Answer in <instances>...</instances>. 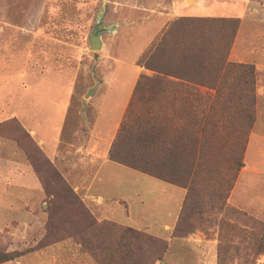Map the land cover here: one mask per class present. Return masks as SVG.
<instances>
[{
	"label": "rangeland",
	"instance_id": "374dc122",
	"mask_svg": "<svg viewBox=\"0 0 264 264\" xmlns=\"http://www.w3.org/2000/svg\"><path fill=\"white\" fill-rule=\"evenodd\" d=\"M84 1V5L79 4L83 8L79 11L77 18L73 15L72 7L64 4L61 5V3H44V14L38 20V25L45 29L48 37L54 39V45L45 42L43 49L44 56L49 58L48 62L53 64V68H55V78L58 84L54 82L52 87L50 82H45L47 79L46 76L43 81L34 82L35 79H33V83L27 84L29 85L28 88L22 91L27 92L26 94L23 95L20 90L14 89L11 97V108L13 110L19 112L21 110L26 113L32 111L33 114L35 111L38 112V119L42 123L43 128L46 129V126L49 125L52 134H56L57 128L62 124L66 102L69 99V93L72 89V84L70 83L71 69H78L79 78L81 79L85 76L93 78L96 75L99 76V67L97 64L99 54L103 52V49L98 51L89 50V35L93 32L94 21L99 7L106 3L105 1L101 2V0ZM253 1L250 9H254L255 7L258 10V12L256 11L257 17L253 22H257L264 29V0ZM0 7H3V3H0ZM59 8H64L67 14L72 13L74 18L64 17L53 19L55 16L53 9ZM176 19L168 22L167 27L163 29L162 33L154 40L152 45L161 39L170 24ZM13 21L19 22L18 19ZM109 21H113V19H104L106 25H113V23L107 24ZM136 21L141 22L142 20ZM234 21L238 22L237 34L240 20L234 19ZM217 24L216 22L202 23L193 21L192 23H188V27L183 29L184 34L189 38H183V45L181 47L186 46L192 51H199L201 55H204L201 61L197 63L178 61L180 63L176 65V61L172 60L169 56H165L164 59H160V65L188 81L194 82L195 79L196 82L202 85L209 87L213 85L217 87V84H211L212 77L217 76L215 75V71L218 69V52L213 44L216 41V47L218 48L217 41L220 39L226 40L228 39L227 36L231 35L228 27H226L228 30H219L217 28L219 25ZM63 28L67 30H63ZM179 35H181V32ZM119 44L121 47L117 52L116 50L113 51V55L120 57L128 55L131 57L132 52L126 50L127 45L125 41H121ZM236 64L250 65L249 63ZM153 76H155V72H153ZM222 80V83L220 82L218 88H216L219 94H216L213 105L215 107L219 106V108L234 110V114L229 115V117L236 122L235 140L232 141L231 138L230 141L226 139L224 142L218 139L212 140V136L208 135L217 134L215 132V128L217 127L206 128L204 133L206 138L201 143L202 146L200 145V166L197 168L195 166L190 170L184 164L182 169L181 166H183V163L192 159V154L184 150L187 147L188 130L185 128L183 130L180 129V153L177 155L172 152L173 154H171L173 158H179L180 161L177 165L180 171L172 170L171 175H168L169 178L180 183L179 187L169 185L164 180L162 181L146 174L115 165L116 167H104L102 169L101 172L105 173L106 177L101 180L99 179L95 187L98 190L105 189L103 195L106 194V198L108 197L107 199L110 200L109 206L102 211L103 216L99 211L89 209L82 199L83 195L78 194L85 208L84 210L97 222L112 223L116 228H124L125 225L135 229H143L141 231H144L145 234L147 233L151 237L157 238L166 244V251L157 260L153 258L152 261L151 258L149 260L151 264H264V252L255 254L253 247L255 241L261 236L260 231L256 226L253 227L250 225L251 222H248L247 219L248 217H252L257 221H264V204H256L253 201L247 206L237 207V205H231L227 201L237 172L243 164L245 136L250 127H252L256 115V95L254 91V96H250L244 89V86L236 80ZM50 88L52 89L49 90ZM48 92H53L54 94L53 103L51 102V98L48 97ZM144 92L149 95L148 90ZM38 101L42 103L37 109L36 105ZM24 103H28L25 109L23 108ZM134 104L133 108H135L137 117L132 116L133 118L128 122L129 124L140 119L138 118L139 114L141 117L143 115L142 112L137 110L139 108L134 107ZM169 107L171 110H175L179 123L180 121L186 122L185 111L182 109L183 107H187V105L183 104L180 99H176V105L171 104ZM32 116V114H27V121H25L27 124L29 123L28 119L30 117L32 118ZM214 117L216 118V116ZM31 123V125L36 123L35 119ZM173 123L176 124L177 122L174 121ZM214 123H217L216 120H214ZM20 125L18 120L0 125V156L11 162V168L9 170L11 172V178L9 176L0 178V202L8 203L12 207H19L21 205L19 203L26 200V202H29V205H27V214L14 209L10 215L11 224L9 226H0V251L5 252L6 250L12 249L13 251L21 252L37 248L43 249L59 242L50 244L52 240L64 238L63 240L70 239L71 243L79 251L83 252L78 244L67 237L68 235L73 236L74 232L79 230L78 221L73 219L75 216L74 211L77 207H72L69 210V208L58 206L57 211L53 212V215L52 213H48L45 193L41 187L42 183L38 171L35 168V164L28 159L27 154L23 150L29 148L34 156L36 142L33 137L31 143L27 140L21 132V129L24 127ZM209 138L211 139L210 143H206L207 140H210ZM68 159L70 166L76 158L70 156ZM5 165L8 166L7 164ZM22 165H26L34 173L40 184L42 194L33 193L32 195H23L19 189L20 173L23 170L21 169ZM55 167L65 182L69 184L67 179L63 177L68 173L61 170V164L57 162V166ZM110 175H113V177L108 180V176ZM8 178L9 180H7ZM70 181L72 180L70 179ZM103 182L106 183V186H102ZM182 186L186 189V198H184L183 190L180 188ZM72 189L74 190L73 187ZM258 193L259 190L257 189L256 195ZM122 197L125 198L126 206L123 204L119 205L114 200ZM183 198L185 202L181 211ZM30 202L32 203L30 204ZM180 211L181 222L178 229V236L171 238V232L177 223L176 219H178ZM230 211L243 213L245 216H239L235 220L233 216L235 213ZM128 214L129 218H127ZM22 215H26L24 217L26 220H21L23 219L20 217ZM106 218L117 219L122 225L107 220ZM23 221L29 224L26 238L23 237L25 228ZM222 222H226V224L222 225ZM46 223L52 227V231L50 232L57 234L56 236L43 239L46 233ZM231 224H235L237 229L242 230L244 233L238 234V231L230 229ZM248 232L255 234L250 235ZM137 245L139 246L138 243ZM137 245H131L132 257L126 260V262L128 261L127 264H134V260L139 262V256L141 254L137 251ZM252 259H254L253 262H250ZM93 261L96 263L94 259Z\"/></svg>",
	"mask_w": 264,
	"mask_h": 264
},
{
	"label": "crops",
	"instance_id": "0c3cea01",
	"mask_svg": "<svg viewBox=\"0 0 264 264\" xmlns=\"http://www.w3.org/2000/svg\"><path fill=\"white\" fill-rule=\"evenodd\" d=\"M60 1L67 0H0V3H3V7H0V125L13 118L18 120L33 137L42 153L55 166L57 162L61 164L62 169H60L68 173L63 174V177L67 179L77 194L83 195L82 199L87 207L99 211L102 215V211L110 203L108 197L106 198L107 195H103L105 189H95L98 180L106 177V174L101 172L102 169L120 166L143 173L109 159L111 146L117 138L127 110L131 107V100L139 78L141 76L153 77V71L138 64L141 54L152 45L167 27L168 22L173 19L179 17L236 18L240 20V26L231 45L227 61L249 63L254 66L257 104L254 123L245 136L243 164L237 172L227 201L237 207L247 206L253 201L256 204H264V29L257 22H253L257 17L256 11L258 12L255 7L250 9L253 0H101L106 3L104 19H113L107 22L113 25H110L112 26L111 31L105 32L102 36L103 52L99 54L97 64L99 76L96 75L94 78L85 76L81 79L79 70L71 69L72 89L66 102L62 124L57 128V133L52 134L49 125L46 129L43 128L38 119V112L35 111L33 114L32 111L26 113L13 110L11 97L14 89L22 92L28 88L27 84L33 83V79H35L34 82L43 81L46 76L45 82H50L52 87L54 82L58 84L55 78V68L48 62L49 58L44 56L43 49L45 42L54 45V39L47 36L45 29L38 25V20L44 14L45 2L51 4ZM15 19L19 22L13 21ZM121 41H125L126 50L132 52L131 57L113 55V51L117 52L121 47L119 44ZM227 80L232 81V79ZM221 81L223 80L218 76L212 77L211 84H217V87L213 85L209 87L199 82L166 76L161 80L162 94L153 97L158 96L169 100L180 99L181 102L185 99L195 100L196 115H209L211 125L213 128L217 127L215 128L217 134L212 136V140L218 139L224 142L226 139L230 141L231 138L234 141L236 122L229 117L234 114V110L213 105L216 94H219L216 88ZM26 93L22 92L23 95ZM149 93H155V91H149ZM53 95V92H48L52 103L54 102ZM41 103L37 102V109ZM27 104H23L24 109ZM182 110L186 115L191 109L183 107ZM169 113H172L170 107ZM27 114L33 115L28 119V124L25 122ZM34 119L36 123L31 125ZM214 120L217 123H214ZM182 123L181 121L179 123L180 129H183ZM203 125L204 123L197 127L198 146L205 139L202 132ZM70 156L76 159L69 166L68 157ZM10 168L11 162L0 156V178L6 176L11 178ZM21 169L23 170L20 173L19 189L23 195L42 194L40 184L31 169L26 165H22ZM112 177L113 175L108 176V180ZM166 183L179 187L169 182ZM102 186H106V183L103 182ZM180 188L185 198L186 189ZM257 189L259 193L256 195ZM114 200L119 205H127L123 197ZM19 204H21L19 207H12L8 203L0 202V226L11 224L10 215L14 209L27 214L29 202L25 200ZM125 209L127 210L126 207ZM25 216H20L23 218L21 220H26ZM106 219L121 224L117 219ZM23 224L25 227L23 237L26 238L29 224L26 221H23ZM10 251L13 250L9 249L5 252ZM0 264L96 263L88 253L79 251L71 240L67 239L29 252L14 261Z\"/></svg>",
	"mask_w": 264,
	"mask_h": 264
},
{
	"label": "trees",
	"instance_id": "16d2710c",
	"mask_svg": "<svg viewBox=\"0 0 264 264\" xmlns=\"http://www.w3.org/2000/svg\"><path fill=\"white\" fill-rule=\"evenodd\" d=\"M60 3L61 5L64 4L72 7L73 15L77 18L79 11L83 8L80 7L79 4L81 3L84 5L85 1L67 0L65 2L60 1L59 4ZM53 11H55L53 19L73 17L72 13L67 14L64 11V8L53 9ZM234 19L236 18L179 17L170 24L169 28L159 41L154 43L150 48L141 54L138 59V64L155 72V76H141L139 78L131 100V107L127 110L119 130V134L111 146L109 152V159L111 161L179 186L180 183L178 181L172 180L168 176L171 175L170 173L172 170L180 171L179 166L177 165L180 161L179 158H173L171 156L173 153L178 155L181 149L179 141L180 127L179 120L177 118L178 116L175 114V110L173 109L172 113H169V106L171 104L176 105V99L169 100L153 96L162 94L163 83L161 80L166 76H174L180 79L182 77H179L178 74H174L173 71L160 65V59H164L165 56H169L172 60L176 61V65L180 63L178 61H190V63H197L201 61L204 55H201L199 51H192L186 46L181 47L183 45V38H189L184 34L183 29L188 27L187 24L192 23L193 21L202 23L216 22L218 23L217 25H219L217 27L219 30L227 29L226 27H228L231 35L227 36L228 39L226 40L220 39L217 41L218 48L216 47V41L213 44L218 52V69L215 71V75L220 76L221 79L227 78L232 79V81L236 80L238 83H241L246 92L253 97V93L255 91L254 66L251 64H236L227 61L228 53L233 43L238 25V22H235ZM63 30L67 29L63 28ZM180 32L181 35H179ZM194 82H196L195 79ZM146 90L155 91V93H149L148 95L144 92ZM182 103L191 109L189 113L186 114V122L182 123V128L188 130V142L186 144L187 147L184 148V150L187 151V153L192 154V159L183 163V166L181 167L183 169L184 164H186V166L192 170L193 167L196 166L195 168H197L201 163L202 145L198 146L197 144V127L204 123L202 126V132L205 133V129L208 126L210 128H213V126L210 123L209 115H196L194 112V108L196 107L195 100L185 99ZM133 104L134 107L139 108L137 110L142 112L143 115L141 117L139 114L138 118L140 119H137V121L135 120V122L129 124L128 122L133 118L132 116H136ZM13 121L17 120L13 118L4 124H8ZM174 121L177 123L174 124ZM21 130L22 134L31 143L32 136L30 133L24 128ZM204 136L205 134H203V138ZM208 136H213V134H209ZM210 141L211 139L209 141L207 140L206 143H210ZM34 148L36 149L34 150V156L33 152L30 151L29 148L23 150L27 154L28 159L35 164V168L38 171V175L42 183L41 187L45 193V202L47 203L46 209L48 213H52L53 215V212L57 211L58 206L62 208H69V210L72 209V207H77L74 211L75 216L73 219L78 221L79 230L74 232L73 236L68 235L67 237L71 238L74 243L78 244L80 249L83 252L88 253L97 264H127L128 261L126 262V260H129L132 257L130 247L131 245H137V243L139 244V246L137 245V251L141 254V256H139V262L134 260V264H151V262H149L151 258L152 261L153 258L157 260V258H159L161 254L166 251V244L157 238L151 237L147 233L145 234L144 231L129 226L116 228V226L112 223H105L103 221L97 222L84 210L85 208L81 203V199L78 194L75 193L67 182H65L55 165L42 153V151H40L37 144H35ZM185 196H187V194ZM184 202L185 199L182 202L181 211L183 209ZM181 211L176 221L177 223L171 232V238L178 236V229L181 222ZM232 213H235L233 215L235 220H237L239 216H245L243 213ZM247 219L248 222H251L250 225L253 227L256 226L260 231L261 236L255 241L253 247L255 254L262 253L264 252V221H257L252 217H248ZM221 224L224 225L226 222H222ZM45 227L46 233L43 239L52 238L57 235L50 232L52 231V227L48 225V223L45 224ZM53 229L55 230L54 227ZM230 229L238 231V234L244 233L242 230L237 229L235 224H231ZM248 233L250 235L255 234L253 232ZM63 239L56 238L52 240L50 244ZM42 241L44 242V240ZM36 250L39 249L37 248L21 252L0 251V263L14 261L19 257ZM253 260L254 259L250 260V262H253Z\"/></svg>",
	"mask_w": 264,
	"mask_h": 264
},
{
	"label": "water",
	"instance_id": "95a60500",
	"mask_svg": "<svg viewBox=\"0 0 264 264\" xmlns=\"http://www.w3.org/2000/svg\"><path fill=\"white\" fill-rule=\"evenodd\" d=\"M104 12H105V4H102L99 7V10L96 14L93 32L89 35V50L98 51L103 48V40L102 36L105 32H110L112 26H107L104 23Z\"/></svg>",
	"mask_w": 264,
	"mask_h": 264
}]
</instances>
